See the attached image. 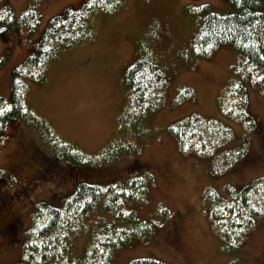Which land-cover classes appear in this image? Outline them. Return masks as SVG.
<instances>
[{"label":"rangeland","instance_id":"rangeland-1","mask_svg":"<svg viewBox=\"0 0 264 264\" xmlns=\"http://www.w3.org/2000/svg\"><path fill=\"white\" fill-rule=\"evenodd\" d=\"M7 1L16 18L33 11L40 23L33 34L18 23L0 33V59L9 53L0 67V96L6 98L15 68L31 55L49 21L68 8L93 6L81 26L50 44L53 54L43 61L38 80L31 77L30 66L19 74L33 120L10 123L0 132V264L22 259L25 235L44 217L40 205L60 207L81 181L125 183L146 172L153 178L146 201L134 200L128 210L156 226L118 249L114 264L146 257L166 264H264V214L238 245L215 231L209 214L216 199H227L229 186L237 189L264 178L263 89H248L257 125L250 131L219 109L235 76L237 54L228 47H218L207 58L198 54V7L209 3L222 15L229 8L219 0H118L115 9L108 0ZM139 57L158 66L168 81L158 93L159 103L152 96L155 104L144 109L125 85L126 69ZM223 106L236 107L237 101ZM194 115L220 119L232 128V138L210 157L182 152L168 130ZM243 147L246 158L236 160ZM67 149L95 164H68L61 155ZM252 199L263 206L259 191ZM115 219L106 211V200H98L85 217L84 232L71 240V258H86L92 234L111 233Z\"/></svg>","mask_w":264,"mask_h":264},{"label":"trees","instance_id":"trees-1","mask_svg":"<svg viewBox=\"0 0 264 264\" xmlns=\"http://www.w3.org/2000/svg\"><path fill=\"white\" fill-rule=\"evenodd\" d=\"M117 1L108 0V6L115 9ZM219 1L229 8V13H216L209 3L198 7L201 16L197 36L198 54L207 58L218 47H228L237 54L235 76L220 100L219 109L228 120L242 124L250 131H256L257 125L249 109L248 89L261 88L264 92V0ZM92 6L85 4L80 10L68 8L62 15L49 21L31 55L21 66L15 68L10 98L0 96V109H4L0 112V132L10 123L20 122L22 119L29 122L33 120L24 104L23 85L18 83L19 74L30 66L35 72L31 77L36 75L38 80L43 61L53 54L50 44L81 26ZM39 19L33 11L16 19L11 4L7 0H0V25H5L8 29L24 24L30 29V34H33L40 23ZM8 56L7 52L0 59V67L7 62ZM125 85L130 89L135 104L144 109L155 104L151 100L152 96L158 98L156 103H159L162 96L158 93H163L168 81L158 66L139 57L126 69ZM231 99L237 101V106L227 109L223 105ZM168 130L176 138L182 152L196 156L204 152L207 154L205 158L216 154L233 135L232 128L224 121L196 115L173 123ZM210 148L211 151L208 152ZM245 150L243 147L236 160L246 158ZM61 155L74 167L87 168L95 164L82 153L69 152V149ZM231 160L232 157L228 156L226 162L230 163ZM124 181L125 183L116 179L107 184L81 181L60 207L40 205L44 210V217L40 225L32 224L25 235L24 255L17 264H114V254L118 249L128 247L134 241L133 238H145L156 226L154 223L142 222L135 211L128 210L132 201H146L148 186L153 182L152 175L146 172L141 177L135 175ZM256 191L264 199V178L237 189L229 186L226 189L227 199L223 202L216 199L212 209H209L215 231L226 238L230 245H238L247 232L255 227L258 217L264 214V203L260 202L263 206H258L259 209L252 199V194ZM103 198L106 200V211L116 217L111 224L112 232H95L90 240L92 242L86 246V258H71L69 252L72 238L78 232H84L85 217L94 211L98 200ZM164 213L165 211L162 212ZM118 223L119 226L121 223H129L130 227L119 229ZM128 264L166 263L154 257H146L132 260Z\"/></svg>","mask_w":264,"mask_h":264},{"label":"snow or ice","instance_id":"snow-or-ice-1","mask_svg":"<svg viewBox=\"0 0 264 264\" xmlns=\"http://www.w3.org/2000/svg\"><path fill=\"white\" fill-rule=\"evenodd\" d=\"M9 107H10V105H9ZM2 111H4V109H0V112H2Z\"/></svg>","mask_w":264,"mask_h":264},{"label":"water","instance_id":"water-1","mask_svg":"<svg viewBox=\"0 0 264 264\" xmlns=\"http://www.w3.org/2000/svg\"><path fill=\"white\" fill-rule=\"evenodd\" d=\"M4 30H5V29H3L2 31H4ZM2 31H1V32H2Z\"/></svg>","mask_w":264,"mask_h":264}]
</instances>
